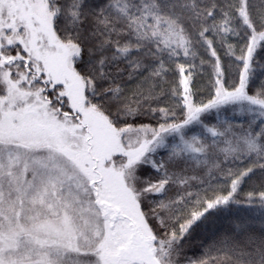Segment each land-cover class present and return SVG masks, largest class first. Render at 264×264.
<instances>
[{"label": "snow or ice", "instance_id": "6c2138e0", "mask_svg": "<svg viewBox=\"0 0 264 264\" xmlns=\"http://www.w3.org/2000/svg\"><path fill=\"white\" fill-rule=\"evenodd\" d=\"M256 205L264 0H0V264H264Z\"/></svg>", "mask_w": 264, "mask_h": 264}, {"label": "trees", "instance_id": "16d2710c", "mask_svg": "<svg viewBox=\"0 0 264 264\" xmlns=\"http://www.w3.org/2000/svg\"><path fill=\"white\" fill-rule=\"evenodd\" d=\"M207 76L205 75L204 78L201 79V85H203L206 82ZM206 95V91H205ZM261 181L256 178L253 179L246 185L244 191L245 193L254 191L256 189H259ZM239 214L245 217H251V223L253 224L254 229L257 233L261 230L262 227H264V217H261L259 206L256 205L252 208H242L239 210ZM195 251V249H193Z\"/></svg>", "mask_w": 264, "mask_h": 264}]
</instances>
